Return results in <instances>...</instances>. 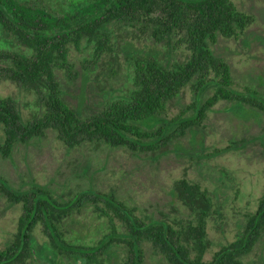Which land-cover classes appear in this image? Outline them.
<instances>
[{
    "label": "trees",
    "instance_id": "16d2710c",
    "mask_svg": "<svg viewBox=\"0 0 264 264\" xmlns=\"http://www.w3.org/2000/svg\"><path fill=\"white\" fill-rule=\"evenodd\" d=\"M34 1L0 0V82L36 96L31 121L23 119L17 98L0 97L3 158L11 160L16 145L47 132L68 149L103 143L125 148L133 156L168 152L171 146L177 151L182 147L179 140L201 131L207 113L220 101L230 104L227 113L237 116L244 106L264 114V94L256 88H234L230 65L215 51L221 40H239L255 23L234 0H69L73 9L63 15L39 8ZM122 32L126 38L120 37ZM140 37L161 46L163 55L143 48ZM182 45L188 50L185 60L178 57ZM73 50L83 53L79 66L70 61ZM119 77L124 81L112 87ZM186 88L192 90L193 102L176 118L165 120L170 104ZM242 144L233 142L216 154ZM10 185L0 183V195L8 206L20 204L23 214L17 232L0 251V264H30V239L39 223L50 236L51 248L69 264H112L93 256L113 252L114 245L126 254L119 264H244L264 237L263 193L257 210L244 216L239 238L205 261L211 246L207 222L218 208L199 184L182 179L173 195L194 215L190 221L139 225L137 217L120 216L124 232L112 230L93 245L73 243L60 229L66 217L89 206L100 215L120 209L123 205L114 193L90 184L66 199L35 182L28 189L23 186V192ZM145 241L150 242L149 260Z\"/></svg>",
    "mask_w": 264,
    "mask_h": 264
},
{
    "label": "rangeland",
    "instance_id": "374dc122",
    "mask_svg": "<svg viewBox=\"0 0 264 264\" xmlns=\"http://www.w3.org/2000/svg\"><path fill=\"white\" fill-rule=\"evenodd\" d=\"M234 2L239 10L252 15L255 23L239 40H221L215 51L230 65L234 88L240 92H245L247 87L256 88L264 94V0ZM61 3L58 0L33 2L49 12H53L55 7L58 12L62 11V5H68L67 0H61ZM123 36L125 33L122 32L120 37ZM140 39L143 48L163 55L161 46L152 45L143 37ZM187 56L188 50L182 45L178 57L185 60ZM82 57L83 53L73 50L70 61L79 66ZM58 75L67 82L63 71H58ZM122 81V77H119L111 85L118 87ZM8 96L18 99L25 121L33 120L36 114V96L33 93L22 92L14 84L3 80L0 82V97ZM193 99L192 90L184 89L179 99L170 104L165 120L179 116ZM229 107L230 104L223 101L214 106L207 113L201 131L179 140L181 149L175 151L171 146L172 150L168 152L151 154L147 151L141 156H133L125 148H109L103 143H97L101 144L97 148L88 143L68 149L53 132H47L29 144L16 145L11 160L0 155V183L11 184L16 192H23V186L28 189L35 182L49 186L55 196L66 199L92 184L97 191L115 193L123 205L134 210L136 217L143 219L151 214V217L172 224L181 219L190 221L194 217L173 195L176 182L186 179L190 183H197L215 200V207L218 208L207 222L211 246L204 260L211 261L218 250L239 238L244 216L257 210L264 193V114L244 106L239 110L240 116H237L227 113ZM186 114L191 116L192 111ZM4 139V131L0 129V140L3 142ZM233 142L243 144L226 153L216 154L217 150L231 146ZM100 206L103 207V204ZM80 210L66 217L60 229L71 232L65 233L66 239L80 243L81 240L76 239L84 236V233L80 236L74 234L79 230V223H86L88 226L84 231H87L88 238L86 241L83 239L82 243L96 244L111 230V222L107 215H100L92 206ZM22 214L20 204L8 206L7 199L0 195V251L5 249L7 242L17 232ZM109 216L112 217L111 214ZM113 221L118 231L124 232L121 221ZM34 236L39 249L48 242L42 223L37 225ZM144 248L150 249V246L146 244ZM149 253L148 250V260ZM44 254L48 256L45 251ZM66 259L62 264H69ZM244 264H264V237L244 259Z\"/></svg>",
    "mask_w": 264,
    "mask_h": 264
},
{
    "label": "flooded vegetation",
    "instance_id": "af4514ba",
    "mask_svg": "<svg viewBox=\"0 0 264 264\" xmlns=\"http://www.w3.org/2000/svg\"><path fill=\"white\" fill-rule=\"evenodd\" d=\"M67 2H68V5L67 4H63L62 5V11H59L58 12V8L57 7H55V6H53V7H55L54 8V11L52 12L53 14H57V15H63L65 12H66V9H71L72 7H71V4H70V1L69 0H67ZM58 3H61V0H58ZM62 4V3H61ZM56 9V10H55ZM73 9V8H72ZM115 194V193H114ZM115 197H116V199H117V202L118 203H121L119 200H118V198H117V196H116V194H115ZM122 204V203H121ZM123 205V204H122ZM120 210H122V211H120ZM109 214H111L112 215V220H114V219H119L120 220V216H122L123 218H125V216L127 215V216H130V217H136L135 216V212H134V210L133 209H129L126 205H123V206H120V209L117 207V209H115V208H112V210H107V214H105V215H107V217L110 219V216H109ZM104 216V215H103ZM138 218V224L139 225H148L152 220H155V221H157V220H163V219H156V218H154V217H151V214H149V215H145L144 216V218L142 219V218H139V217H137ZM121 221V220H120ZM113 223H114V221H113ZM122 223V222H121ZM80 224V227H79V230H77L76 231V234H74V235H78L79 234V236H80V234H83L84 233V236H80L78 239H76L77 241H79V240H81V242H83L84 240L83 239H85V241L87 240V235H88V233H87V231H84V228L86 227V226H88L86 223L85 224H81V223H79ZM38 225V224H37ZM37 225L35 226V228H34V230H33V232H32V238L30 239V242H31V244H32V255H31V259H30V264H62V261H63V259L64 258H66L65 257V255H61L60 253H58V252H56L55 250H53L52 248H51V246H50V236L47 234V232H46V230H45V226H44V232H45V234H46V236L48 237V242H46V244L44 245V247H42V248H40L39 249V247H38V245H37V243H36V240H35V236H34V231H35V229H36V227H37ZM123 225V224H122ZM112 230H115L118 234H119V232L120 231H118V229L116 228V226H115V224H113V227L111 228V230L110 231H112ZM124 230H125V227H124ZM84 231V232H83ZM110 231L108 232V234L110 233ZM63 233L65 234H70L71 232L69 231V230H67V229H63ZM241 233V232H240ZM106 235V234H105ZM76 238V237H75ZM74 238V239H75ZM71 240V239H70ZM69 241V240H68ZM144 244L146 245H149L150 246V242H148V241H145L144 242ZM113 247H115L116 249H112V251L113 252H110V253H104V254H100V253H98V254H94V256H93V258H94V260L95 259H97V260H101L102 258H105V259H107L108 261H111V263L112 264H119V261L121 260V259H124L125 258V256H126V254H124V253H121V252H119L118 251V247H117V245H114ZM112 247V248H113ZM151 249V248H150ZM150 249H145L144 248V250H145V254H144V256L145 257H147L146 256V252L149 250V252H150ZM44 251L45 252H47V254H48V256L46 257L45 256V254H44ZM151 255V252L149 253V256ZM67 260V259H66ZM95 264V263H94Z\"/></svg>",
    "mask_w": 264,
    "mask_h": 264
}]
</instances>
